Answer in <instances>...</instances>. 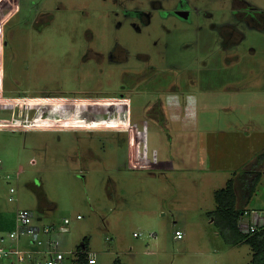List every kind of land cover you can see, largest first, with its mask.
<instances>
[{"label":"rangeland","instance_id":"374dc122","mask_svg":"<svg viewBox=\"0 0 264 264\" xmlns=\"http://www.w3.org/2000/svg\"><path fill=\"white\" fill-rule=\"evenodd\" d=\"M263 151L264 0H0V236L26 209L69 258L249 264L210 212Z\"/></svg>","mask_w":264,"mask_h":264},{"label":"trees","instance_id":"16d2710c","mask_svg":"<svg viewBox=\"0 0 264 264\" xmlns=\"http://www.w3.org/2000/svg\"><path fill=\"white\" fill-rule=\"evenodd\" d=\"M263 163L264 151L258 154L248 168L240 172L236 181L231 179L225 188L216 190L217 207L210 212L219 234L227 244L237 246L247 243L251 246L253 255L249 264H264V226L255 232L244 233L240 229L239 222L246 210L244 206L251 201L262 179ZM86 240L77 248L78 256L74 264H88V242ZM112 264L124 263L120 259H115Z\"/></svg>","mask_w":264,"mask_h":264},{"label":"built area","instance_id":"2783aa9c","mask_svg":"<svg viewBox=\"0 0 264 264\" xmlns=\"http://www.w3.org/2000/svg\"><path fill=\"white\" fill-rule=\"evenodd\" d=\"M3 160L0 157V165ZM13 191V189H12ZM13 199V197L11 198ZM77 218H81L78 215ZM71 220L66 217L60 225H39L33 223V215L26 209L17 213L15 226L7 236L0 237V264L5 259L16 257L19 262L32 259L34 264H74L77 258L69 256L60 249V241L57 236L68 231ZM240 229L244 233L255 232L264 226V211H251L246 209L239 222ZM30 236V248H22V237ZM179 237L181 234L178 235ZM95 257L88 256V264H96Z\"/></svg>","mask_w":264,"mask_h":264},{"label":"crops","instance_id":"0c3cea01","mask_svg":"<svg viewBox=\"0 0 264 264\" xmlns=\"http://www.w3.org/2000/svg\"><path fill=\"white\" fill-rule=\"evenodd\" d=\"M194 100H190L189 98V105L185 104L183 106H181L180 104L176 103V102H170L168 103V106H171L173 108V111H182L185 110V109H188V107H190L192 105ZM213 221V220H212ZM13 229V228H12ZM11 230V229H10ZM1 237V236H0ZM22 243V242H21ZM98 261V260H97Z\"/></svg>","mask_w":264,"mask_h":264},{"label":"flooded vegetation","instance_id":"af4514ba","mask_svg":"<svg viewBox=\"0 0 264 264\" xmlns=\"http://www.w3.org/2000/svg\"><path fill=\"white\" fill-rule=\"evenodd\" d=\"M187 15H189V14L187 13ZM188 101H189V98L186 99L185 104H187ZM176 103H178V101H176ZM178 104H180V103H178ZM185 104H184V105H185ZM180 105H181V104H180ZM188 105H189V103H188ZM181 106H182V105H181Z\"/></svg>","mask_w":264,"mask_h":264}]
</instances>
